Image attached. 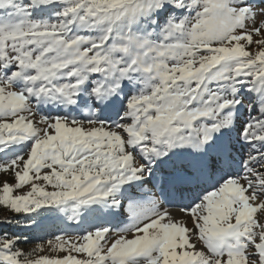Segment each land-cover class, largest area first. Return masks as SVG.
I'll list each match as a JSON object with an SVG mask.
<instances>
[{
	"label": "snow or ice",
	"instance_id": "1",
	"mask_svg": "<svg viewBox=\"0 0 264 264\" xmlns=\"http://www.w3.org/2000/svg\"><path fill=\"white\" fill-rule=\"evenodd\" d=\"M0 177V264H264V0H0Z\"/></svg>",
	"mask_w": 264,
	"mask_h": 264
},
{
	"label": "trees",
	"instance_id": "2",
	"mask_svg": "<svg viewBox=\"0 0 264 264\" xmlns=\"http://www.w3.org/2000/svg\"><path fill=\"white\" fill-rule=\"evenodd\" d=\"M8 213H5L4 210H2V208H0V216H3V215H7Z\"/></svg>",
	"mask_w": 264,
	"mask_h": 264
},
{
	"label": "rangeland",
	"instance_id": "3",
	"mask_svg": "<svg viewBox=\"0 0 264 264\" xmlns=\"http://www.w3.org/2000/svg\"><path fill=\"white\" fill-rule=\"evenodd\" d=\"M0 179H2V177H0ZM2 210H4L5 213H7V210H5V209H2ZM46 223H50V221H46ZM25 247H31V245H25Z\"/></svg>",
	"mask_w": 264,
	"mask_h": 264
}]
</instances>
